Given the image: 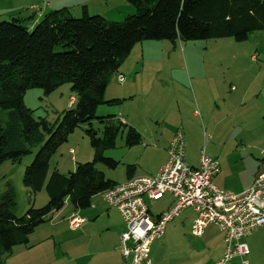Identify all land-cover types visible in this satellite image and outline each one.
Instances as JSON below:
<instances>
[{
	"label": "rangeland",
	"instance_id": "374dc122",
	"mask_svg": "<svg viewBox=\"0 0 264 264\" xmlns=\"http://www.w3.org/2000/svg\"><path fill=\"white\" fill-rule=\"evenodd\" d=\"M53 1L60 0H11L10 4L9 0H0V22L21 18L25 23H29L30 17L34 14L28 9L31 5L45 11L48 9L46 4ZM62 1L68 2L67 8L74 18L82 17L84 6L75 3L79 0ZM87 1L91 4L90 16H102L109 22L121 23L136 13L135 8L126 4L124 0ZM74 3L75 6H72ZM121 3H125L122 4L125 8L120 7ZM12 5H14L12 9L14 14L12 13L13 15L7 19L4 18L9 15L6 11ZM21 6L26 9L19 14L16 10L22 8ZM63 8L65 7H61ZM52 11L55 10L48 13ZM108 12H111V15H108ZM254 57H257V60H254ZM123 69L127 70L125 76L130 81V85L126 87L127 99L116 97L120 96L117 89L122 88L121 83H111L105 93V100L118 99L121 102L113 106H100L97 110L98 118L114 117L120 120L121 117L129 116L141 128L146 124L155 128L149 132H154L158 138L155 140L156 144L159 143V139L162 143L163 139H167L169 134L173 133V124L179 122L180 115L189 116L183 104L185 102L188 105L191 100L188 96V84L195 88L197 94L202 89L204 101L209 103L208 110L211 104L213 105L211 111L215 110V104L221 108V117L217 115L216 121L225 118L227 122L217 133L208 131L209 124L202 108L199 107L201 118L193 120L197 125L196 128L190 132L183 130L186 160L189 164L193 161V166L198 168L201 155L205 152L206 157L219 163L221 174L219 172L215 177L224 181L225 191L237 194L247 188L252 172L264 160V31L253 33L245 42H237L234 38L176 43L168 40H146L133 48L120 67L121 71ZM131 74L134 79L130 78ZM164 83L166 85H163ZM151 86L153 88L149 89ZM133 91L136 95L140 91L141 95L131 99L134 95ZM71 97H74L71 85L65 84L50 95H46L42 89H30L25 95L24 103L26 108L32 111L35 119H46L51 125H57L63 112L71 108ZM187 97L190 100H186ZM179 101L181 111L178 110ZM74 108H77V105ZM194 110L197 111V108L195 107ZM1 122L3 124L6 122L5 113L1 116ZM126 124L133 127L130 123ZM158 124L160 128H156ZM203 126L208 135L205 133L204 136ZM102 129L103 124L95 120L91 125H83L71 134L68 141L51 156L49 176L54 171L67 175L75 172L79 165L93 162L95 153L87 132L93 130L101 138ZM142 130L148 134L146 129ZM179 130L180 128L176 132ZM137 132L143 138V144L140 146L128 148L125 143L126 135L123 134L119 136L116 147L105 152L106 158L118 162L116 169H110L101 163L96 164L97 170L104 173L107 180L117 184L125 183L128 179V166H135L139 171L144 168L140 162L145 160L146 145H149L148 148H158V145L149 141V137H145L140 131ZM39 150L40 145L35 146L31 154L25 156L21 163L6 161L0 167V196H3L9 188L14 191L16 207L13 213L18 218H23L31 207L41 209L48 204L45 191L31 196L23 185L25 170L33 163ZM148 152L151 153L150 150ZM150 160L152 162L154 158ZM95 201H102L101 195H97ZM172 202L174 203L172 195L166 194L161 200L147 201V205L150 214L155 216L166 211ZM189 210L168 225L163 239L152 244L151 258L166 264L168 260L178 256L185 261L190 259L192 264H217L224 257L226 244L223 233L216 226L211 225L205 230L203 237H196L192 233V228L190 229L191 219L188 215L192 212ZM51 224L52 222H47L39 227L52 228ZM123 224L125 226V223ZM39 227L36 231H41ZM36 236L39 242L50 235L36 234ZM51 238L32 252L31 257L34 261L38 258L39 264H86V259H74L73 262H69L70 259L80 255V245L75 247V242H67L59 237L56 240L52 236ZM70 238L71 234L66 235V239ZM31 239L35 243L36 238ZM245 242L250 250L246 259L249 264H264V228L256 230L246 238ZM72 246L76 251L74 255H69L67 247L72 248ZM9 259V255L1 256L0 264H6ZM240 262V259H234L228 264H240Z\"/></svg>",
	"mask_w": 264,
	"mask_h": 264
},
{
	"label": "trees",
	"instance_id": "16d2710c",
	"mask_svg": "<svg viewBox=\"0 0 264 264\" xmlns=\"http://www.w3.org/2000/svg\"><path fill=\"white\" fill-rule=\"evenodd\" d=\"M124 1L136 13L121 23L90 16L86 6L79 19L63 8L46 14L33 29L21 18L0 22V167L6 161L21 163L40 145L25 170L23 185L31 196L43 191L48 196L44 208L31 207L23 218L13 213L16 196L11 188L0 196V257L16 247H28L36 229L67 205L85 210L95 196L118 185L107 180L96 164L116 169L118 162L106 158L105 152L114 149L123 134L128 148L140 146L143 138L114 117L98 118L97 110L120 104L118 99L106 101L105 93L138 43L223 38L245 42L253 33L264 31V0ZM65 84L71 85L75 102L60 122L51 125L46 119H35L25 106L26 93L38 88L50 95ZM95 120L103 129L101 138L93 130L87 132L94 161L67 175L54 171L49 176L51 156L79 127ZM135 169L128 166V179Z\"/></svg>",
	"mask_w": 264,
	"mask_h": 264
},
{
	"label": "built area",
	"instance_id": "2783aa9c",
	"mask_svg": "<svg viewBox=\"0 0 264 264\" xmlns=\"http://www.w3.org/2000/svg\"><path fill=\"white\" fill-rule=\"evenodd\" d=\"M118 81L124 82L122 75ZM74 102L71 97L70 106ZM219 172V163L206 157L205 152L198 168L186 162L185 136L180 129L170 143L167 162L155 176H135L101 193L102 199L121 214L125 223L117 247L121 264H153L152 244L163 239L168 225L189 209L194 214L192 233L196 237H203L211 225L223 233L226 249L217 264H228L234 259L249 264L246 259L250 251L245 240L264 228V163L253 184L242 193L218 188L214 177ZM166 194L172 195L174 203L154 217L147 201H158ZM85 222L78 213L67 219L72 230L80 229Z\"/></svg>",
	"mask_w": 264,
	"mask_h": 264
},
{
	"label": "crops",
	"instance_id": "0c3cea01",
	"mask_svg": "<svg viewBox=\"0 0 264 264\" xmlns=\"http://www.w3.org/2000/svg\"><path fill=\"white\" fill-rule=\"evenodd\" d=\"M10 3H11V0H9V4ZM75 3H77L78 6H82V5L86 6L88 13H91V8H90L91 4L89 1L79 0ZM75 3L72 6H75ZM125 3L128 4L127 2H125ZM125 3H121L120 7L122 9L125 8L124 5H122ZM25 4L27 6V3H25ZM68 5L69 4L67 1L61 2V0L59 2H54V1L52 3L49 2L46 4V8H48V9L45 11L35 9L36 6L31 5L28 9H29V11L33 12L34 14L32 17H30L31 22L27 23L26 25L28 26L29 29H33L49 11L59 10V9H61V7L67 8V7H69ZM21 7L22 8H18V10H16V11H19V12H17L19 14L22 10L26 9L23 6H21ZM107 7H109V6H107ZM12 9H14V5H12V7H10V9H8V11H6L9 15H7L4 18L7 19V17H11V15L14 14L12 12ZM114 10H113V12H114ZM16 11H14V12H16ZM108 15H111V12H108ZM119 75H122L124 77L125 81L123 83H121L122 88L117 89V90H119L120 96H116V97H122L126 100L127 98L125 97V94L128 91V88L126 89V87L128 84L130 85V81L125 76V75H127V70H125V69H123L122 71L120 70ZM130 78L134 79L132 74H131ZM113 82L120 84L117 76L113 77L111 83H113ZM131 85H132V83H131ZM163 85H166V83H164ZM190 85L188 84L187 89H188V94H189L188 96L190 97L191 100L188 97L186 98V100H190L188 105L185 102H183V104L186 106V108L189 112V116L188 115L185 116L184 114L180 115L179 122L173 124V127H172V129L174 130L173 133H170L169 137L167 139H163L162 143H161V139H159V143L156 144L155 140L158 138L156 137L154 132H149L150 130L153 131V129H155V128H151L148 124L144 125L143 128H141L135 122H133L131 120L132 119L131 117L128 116L127 117L128 119L121 117L120 121L125 122V123H130L133 127L136 128L137 131H140L145 137H149L150 142H154L156 145H158V148H156V149L148 148L149 145H146L147 148H144V149H147L144 152V159L145 160H144V162L143 161L140 162L144 168L141 169L142 171H139L138 168L136 167L135 172L131 173L132 177L146 176V175L147 176H155L159 172L160 168L168 160V149H169L170 143L174 137L173 135L175 134L176 130L178 128H180L182 130H186L187 132H190V131H192V129L196 128L197 125L193 122V120H198V118H201L200 112L198 110L199 107L202 108L201 110L204 113L205 119L207 120V122L209 124V127H208L209 130L208 131H211L213 133H217L220 130V128L222 127V125L225 124V122H227V119H225V118H220L219 121H216L215 118L217 115H219L221 117V114H220L221 108L218 106V104H215V106H214L215 110L211 111V109L213 107V105L211 104V108L208 110L209 103L204 101V95L202 94V89H200L198 91V94H197L195 88L194 87L192 88V86H190ZM109 87H110V85H109ZM113 88H114V86H113ZM152 88H153V86L149 87V89H152ZM134 91H137V89H134ZM134 91H133V94L135 93ZM137 95L138 96L141 95L140 91L137 92ZM137 95L136 94L132 95L131 99H133L134 97H137ZM244 100L246 101V99H244ZM177 105H178V110L181 111L182 108L180 105V101L177 103ZM195 107L197 108V111L194 110ZM68 108H69V106H68ZM149 127H150V129H149ZM156 128H160V125L158 124L156 126ZM142 129H146V131H148V134L143 132ZM163 129H165V128H163ZM163 129H161V130H163ZM156 130H158V129H156ZM197 130H198V128H197ZM203 130H204V126H203ZM205 133L206 134L208 133L207 130H204V136L206 135ZM210 137L212 140V136H210ZM149 150L151 151V153L148 152ZM71 152H73V154H74L73 150H71ZM263 156H264V154H263ZM152 158H154V160L151 162L150 159H152ZM185 160H186V155H185ZM186 162H187V160H186ZM263 163H264V160H263ZM263 163H261V164H263ZM261 164L260 165L258 164L257 169L255 168V170L252 172L247 188H244L243 190H241V192H238V193H242V192L246 191L253 184L254 179L256 178L258 173L260 172V169L262 167ZM189 165L194 167L193 161H192V164H189ZM219 167H220V165H219ZM220 174H221V172H220ZM216 177L214 178L215 184L217 185L218 188H220L221 190H224L226 187V184L224 183V181L219 180ZM95 197L91 200L90 207L85 209V210H76L73 206L67 205L62 211L58 212L53 217V219L51 221L52 222V224H51L52 228H50V227H39V229L41 231H38V230L35 231V233L30 237L29 246L28 247L19 246V247L14 248L12 253L9 255L10 259L6 262V264H39L40 263L39 259L36 258V260L34 261L33 257H31V254H32V252H34V250L37 249L38 246H41L43 243H45V241H47L49 238H51V236L53 237L54 240H56L57 237H59L61 240H65L67 242H75L74 243L75 247H77L79 245L81 246L80 255H78L75 258L70 259L69 262H73L74 259H76V260L77 259H86V262H85L86 264H121V256L116 251V247L118 245L119 235H120V233H122L124 231V228H125V226L123 224L124 222H122L123 220H122L121 215L115 209L108 206V204L103 199H102V201H95ZM172 204H173V202H172ZM172 204L170 205V207L172 206ZM169 208H167V209H169ZM189 211H191V210H189ZM75 212H78V214L86 220V222L82 225V227L76 231L71 230L67 224V219L72 214H74ZM160 214H157L155 216L153 214L152 215L154 217H158ZM182 216H183V214H182ZM188 217H189V219H191V224H190L191 225L190 229H191L192 223L194 220V214L192 213V214L188 215ZM167 229H168V227H167ZM166 232H167V230H166ZM36 234H39L40 236H47V235H50V236H47L46 238H44L38 242ZM70 234H71V238L66 239V235H70ZM165 235H166V233H165ZM32 237L36 238L35 243L32 241V239H31ZM73 247L74 246H72V248ZM72 248L67 247V250H68L67 253L69 255H71V254L74 255L73 253H74V251H76L74 248L73 249ZM151 249H150V256H151V251H152ZM82 253H84L83 257H82ZM72 257H74V256H72ZM152 261H153V264H166V262L160 263L156 258H154V259L152 258ZM168 264H192V262L190 259H188V261H185L183 258L178 256L175 259L168 260Z\"/></svg>",
	"mask_w": 264,
	"mask_h": 264
}]
</instances>
